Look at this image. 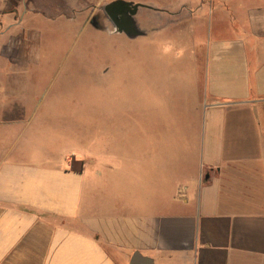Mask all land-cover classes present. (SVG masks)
I'll use <instances>...</instances> for the list:
<instances>
[{"label": "crops", "instance_id": "obj_1", "mask_svg": "<svg viewBox=\"0 0 264 264\" xmlns=\"http://www.w3.org/2000/svg\"><path fill=\"white\" fill-rule=\"evenodd\" d=\"M216 6L227 33L193 70L203 113L135 115L113 145L75 138L45 155L16 146L34 117L21 80L5 87L0 264H264V0ZM13 15L2 27L27 21ZM36 58L27 48L0 69Z\"/></svg>", "mask_w": 264, "mask_h": 264}, {"label": "rangeland", "instance_id": "obj_2", "mask_svg": "<svg viewBox=\"0 0 264 264\" xmlns=\"http://www.w3.org/2000/svg\"><path fill=\"white\" fill-rule=\"evenodd\" d=\"M113 1L1 0V14L27 21L0 24V66L27 48L37 51L36 63L0 69V97L21 80L24 114L34 117L16 146L49 155L75 138L113 145L135 115L203 113V81L193 70L201 71L208 39L227 33L214 17L216 0L203 2L195 19L187 18L195 0H123L143 6L133 17L141 33L135 38L114 30L104 12Z\"/></svg>", "mask_w": 264, "mask_h": 264}, {"label": "water", "instance_id": "obj_3", "mask_svg": "<svg viewBox=\"0 0 264 264\" xmlns=\"http://www.w3.org/2000/svg\"><path fill=\"white\" fill-rule=\"evenodd\" d=\"M141 7H143L141 4L116 0L104 6V12L117 33L124 34L129 38H135L141 33L135 26L133 17Z\"/></svg>", "mask_w": 264, "mask_h": 264}]
</instances>
